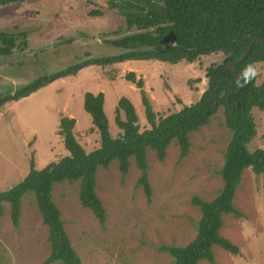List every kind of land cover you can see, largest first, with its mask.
Segmentation results:
<instances>
[{
    "label": "rangeland",
    "instance_id": "obj_1",
    "mask_svg": "<svg viewBox=\"0 0 264 264\" xmlns=\"http://www.w3.org/2000/svg\"><path fill=\"white\" fill-rule=\"evenodd\" d=\"M129 7L114 0H21L0 5V31L25 29L30 48L17 62L0 60V94L12 92L36 78L77 65L91 53L88 44L98 37L127 28L124 13H141L146 4ZM104 8L103 14L90 10ZM108 9V10H107ZM223 54L200 57L196 62L170 64L158 60H126L100 65L88 64L75 74L57 78L18 101L0 107V191L20 182L28 173L30 160L36 169L58 161L69 152L58 134L63 116L76 120L73 133L86 152L100 145V134L84 109L86 92L104 94L103 109L109 132L117 137L121 130L115 123L116 107L121 97L134 106L141 130L150 128L142 104L145 92L157 117L176 112L196 102L206 90V69L221 63ZM91 60V59H88ZM81 62V63H82ZM80 64V63H78ZM17 67V75L8 74ZM257 83L264 81V63L253 65ZM133 72L143 80L140 89L126 78ZM257 135L247 144L249 151L264 150V112L252 111ZM121 116L124 118L123 113ZM231 132L223 110L210 123L190 134L191 146L183 159L174 142L164 161L147 149L150 201L136 162L130 158L123 176L118 161L96 171V193L103 202L106 219L100 223L93 211L81 205L79 181L54 185L53 201L61 211L66 232L83 264H172L173 258L163 247L183 246L197 235L201 217L194 197L210 201L223 185L220 169ZM242 216L224 214L220 235L237 245L233 254L213 246L215 264H264V176L246 169L233 198ZM0 213V264H42L50 253L48 227L43 223L35 197H22L19 227L12 224L9 203ZM54 264H62L56 262ZM198 264H212L201 260Z\"/></svg>",
    "mask_w": 264,
    "mask_h": 264
},
{
    "label": "trees",
    "instance_id": "obj_2",
    "mask_svg": "<svg viewBox=\"0 0 264 264\" xmlns=\"http://www.w3.org/2000/svg\"><path fill=\"white\" fill-rule=\"evenodd\" d=\"M21 0H0V5ZM143 1L147 10L141 13H124L127 28L136 25L147 28L159 23H170L152 32L141 33L121 40L114 45L137 48L120 56L89 60L80 65L36 78L31 83L12 92L0 94V107L8 102L18 101L48 85L57 78L75 74L88 64L108 65L126 60H158L176 64L182 61L193 63L202 56L214 53L223 54L221 63H213L206 69L208 85L201 97L194 103L184 105L176 112L158 116L152 109L149 98L143 89V80L136 79L133 72L126 78L141 89L142 104L150 128L141 130L140 121L133 104L121 97L116 107L115 123L121 130L117 137L109 132L108 120L104 113V94L86 92L84 109L92 118L93 132L100 134V145L86 152L73 133L76 120L67 116L60 119L58 134L69 154L58 161L51 162L41 169L35 168L30 160L26 176L5 191H0V213L3 202L9 203L10 218L19 227L22 197L32 193L35 197L43 223L48 227L47 240L50 253L42 264H83L74 250L66 232L61 211L53 201L54 185L62 181H79V200L81 205L93 211L100 223L106 219L103 202L96 193V171L98 167L107 168L117 160L119 170L125 176L130 166V158L141 170L137 184L143 186L147 200L152 196L148 180L149 165L147 149L155 152L159 161H164L167 149L175 141L179 146V158L189 153L190 134L210 123L219 110H223L225 124L231 132L230 141L223 153L220 176L223 185L217 196L210 200L194 197V203L201 217L197 223V235L189 243L163 247L173 258L172 264H198L207 260L215 264L213 246L237 254V245L220 235L224 214L242 216L233 203L242 174L246 169L256 175L264 176V150L256 148L249 151L247 144L257 135V125L251 113L253 107L264 112V81L257 83V77L245 83L241 72L248 64L264 63V0H137ZM103 9L89 11L91 15L103 14ZM118 30L114 32H118ZM27 32L18 34L0 31V55L10 54L17 49L28 47L16 42L26 37ZM255 39L247 57L234 69L226 67L246 53L251 41ZM238 75V77H237ZM242 85V86H238ZM123 113L124 118L121 116Z\"/></svg>",
    "mask_w": 264,
    "mask_h": 264
},
{
    "label": "water",
    "instance_id": "obj_3",
    "mask_svg": "<svg viewBox=\"0 0 264 264\" xmlns=\"http://www.w3.org/2000/svg\"><path fill=\"white\" fill-rule=\"evenodd\" d=\"M168 24H170V23H159V24H156L153 26H149L147 28H139L136 25H133L130 28H124L123 30H120L118 32L111 33L109 35H105L102 37H98L97 41H95V42L93 41L92 44H88L89 48L87 49V51H89L91 54L89 56H85L84 60H87V61H89L88 59L98 60V59H102V58L120 56V55L129 53V52H132V51H136L137 48L122 47V46L114 45L113 42L117 41V40H121V39L126 38V37L139 35L141 33L152 32L156 28L163 27V26H166ZM1 32L18 34V33H22V32H27V30L17 29V30L1 31ZM261 41L264 42V40H261ZM254 42H255V39H253L251 41L249 47L246 50V53H244V55L242 57H239L235 61L228 63L226 65V67L229 66L232 69H234L239 63H241L247 57V54L250 51L251 46L254 44ZM22 52H24V51H22ZM22 52L0 55V60L3 59L6 63L17 62L19 59H21L23 57L24 54ZM81 62L82 61H78V62H76V64L80 65V64L84 63V62H82V63ZM78 63H80V64H78ZM73 66H76V65H73ZM8 74L13 75V76L17 75V67H15V66L10 67ZM237 77H238V75H237Z\"/></svg>",
    "mask_w": 264,
    "mask_h": 264
},
{
    "label": "flooded vegetation",
    "instance_id": "obj_4",
    "mask_svg": "<svg viewBox=\"0 0 264 264\" xmlns=\"http://www.w3.org/2000/svg\"><path fill=\"white\" fill-rule=\"evenodd\" d=\"M129 1H130V3H131L132 5H140L141 2H142L143 4H145L143 1H137V0H129ZM14 2H18V1H14ZM102 2H103V0H101L100 3L102 4ZM118 3L123 4V5H125L126 7H129V6H130V5L127 4V2H126L125 0H114V2L111 3V5L115 7L116 5H118ZM102 5H103V4H102ZM100 9L105 10L104 8H100ZM107 10H108V9H107ZM122 18H123V16H122ZM125 25H126V24H125ZM25 40L28 42V33H27V36H26V37H19V38H17V39H16V42H18L19 44L22 45V43H23ZM29 48H30V46H29V42H28V47H27V48H23L22 51H26V49L28 50ZM17 50H18V49H17Z\"/></svg>",
    "mask_w": 264,
    "mask_h": 264
},
{
    "label": "clouds",
    "instance_id": "obj_5",
    "mask_svg": "<svg viewBox=\"0 0 264 264\" xmlns=\"http://www.w3.org/2000/svg\"><path fill=\"white\" fill-rule=\"evenodd\" d=\"M241 75L243 76L245 83H247L248 80H251L255 77L256 72L253 66L251 64H248L244 67L243 71L241 72ZM238 86L242 85L238 84Z\"/></svg>",
    "mask_w": 264,
    "mask_h": 264
},
{
    "label": "crops",
    "instance_id": "obj_6",
    "mask_svg": "<svg viewBox=\"0 0 264 264\" xmlns=\"http://www.w3.org/2000/svg\"><path fill=\"white\" fill-rule=\"evenodd\" d=\"M253 109H254V110H256V109L258 110V108H257V107H253V108H252V111H253Z\"/></svg>",
    "mask_w": 264,
    "mask_h": 264
}]
</instances>
